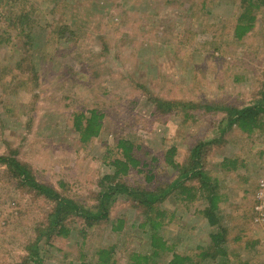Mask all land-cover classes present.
Segmentation results:
<instances>
[{
	"label": "rangeland",
	"instance_id": "obj_1",
	"mask_svg": "<svg viewBox=\"0 0 264 264\" xmlns=\"http://www.w3.org/2000/svg\"><path fill=\"white\" fill-rule=\"evenodd\" d=\"M241 7L240 0H0V155L91 204L102 176L113 172L112 160L121 157L118 140L128 138L143 166L142 172L131 167L122 180L170 183L178 170L166 162L169 148L184 164L198 141L220 137L224 114L208 106L240 107L260 94L264 5L251 11L253 26L239 38L234 26ZM156 99L179 103L160 112ZM92 109L102 115L101 127L84 142L73 117H88ZM221 141L203 150L204 171L220 196L217 224L200 212L201 195L186 201L175 192L160 204L166 217L159 234L174 251L194 256L224 227L228 263L264 264V218L255 210L264 178V124L250 134L233 127ZM225 158L235 159L236 168L222 169ZM11 176L1 164L0 264L27 257L51 208ZM187 184L198 186L197 180ZM144 215L118 195L109 220L86 226L74 217L69 235L38 239L41 264H100L97 251L110 246L116 264H127L131 253L150 251ZM118 218L123 225L114 231Z\"/></svg>",
	"mask_w": 264,
	"mask_h": 264
},
{
	"label": "trees",
	"instance_id": "obj_2",
	"mask_svg": "<svg viewBox=\"0 0 264 264\" xmlns=\"http://www.w3.org/2000/svg\"><path fill=\"white\" fill-rule=\"evenodd\" d=\"M240 4L242 7L234 26V35L239 38L252 28L255 15L251 11L263 6L264 0H240ZM259 93L256 99L240 107L208 106L207 108H217L224 114L218 122L220 137L198 141L189 149V159L184 164H178L172 159L175 149L173 147L169 148L165 159L168 164L177 168L178 176L168 184L159 183L153 185L140 182L135 185L124 182L121 176L127 174L131 167L138 172H142L143 164H140L139 158L135 155L136 145L128 138L119 139L117 147L120 150L121 157L112 160L113 172L102 176L100 184L103 187L96 194L90 196L91 204H83L78 197L61 194L54 187L37 181L32 175L30 167L25 163L10 155H0V165L4 164L6 166L12 175L11 177L20 187L51 202V208L45 216L44 224L37 229L36 241L28 246L29 254L19 264H41L42 258L37 240L43 239L45 243H48L51 242L53 237L69 235L71 227L68 224L71 218L79 217L86 223V226H91L101 220H109L110 209L116 202L118 195L122 194H125L135 207H139L143 211L145 215L141 225L146 224L149 228L150 251L143 255L131 253V261H128L127 264H158L156 259L163 253H170L163 264H230L226 259V229L224 227L210 234V243L201 247L197 255H184L174 251L173 245L169 246L163 240L162 235L159 234L166 217V211L160 207V204L170 194L175 192L180 196L184 195L183 200L186 201L197 198L199 194L206 201V205L200 212L209 224H217V209L220 196L216 190V181L211 180L204 171L203 159L207 151L203 152V150L210 148L215 143L217 145L220 144L223 134L233 127L248 134L263 127L264 79ZM173 103L177 104L179 102L156 99V108L160 112L166 111L172 108ZM101 117L102 115L93 109L89 111L88 117L83 113L74 115L73 126L79 132L82 141H89L92 137L98 136L101 127ZM220 165L225 170L235 169L237 161L225 158ZM138 167L141 169H138ZM150 173V171H145L144 179L146 181L152 179ZM192 180H197L198 186L196 188L187 184V181ZM122 225L123 220L121 218L111 223L114 231L121 229ZM113 250V246L98 250L97 262L100 264H116L117 262L112 258ZM232 264L250 263L238 258L233 260Z\"/></svg>",
	"mask_w": 264,
	"mask_h": 264
},
{
	"label": "built area",
	"instance_id": "obj_3",
	"mask_svg": "<svg viewBox=\"0 0 264 264\" xmlns=\"http://www.w3.org/2000/svg\"><path fill=\"white\" fill-rule=\"evenodd\" d=\"M255 210L261 218H264V178L259 182V189L257 192V205L255 206Z\"/></svg>",
	"mask_w": 264,
	"mask_h": 264
}]
</instances>
